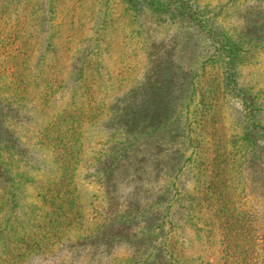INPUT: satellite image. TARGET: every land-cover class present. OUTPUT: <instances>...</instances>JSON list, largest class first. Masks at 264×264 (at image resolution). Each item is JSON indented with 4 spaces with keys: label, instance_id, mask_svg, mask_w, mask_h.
Segmentation results:
<instances>
[{
    "label": "rangeland",
    "instance_id": "374dc122",
    "mask_svg": "<svg viewBox=\"0 0 264 264\" xmlns=\"http://www.w3.org/2000/svg\"><path fill=\"white\" fill-rule=\"evenodd\" d=\"M0 264H264V0H0Z\"/></svg>",
    "mask_w": 264,
    "mask_h": 264
},
{
    "label": "trees",
    "instance_id": "16d2710c",
    "mask_svg": "<svg viewBox=\"0 0 264 264\" xmlns=\"http://www.w3.org/2000/svg\"><path fill=\"white\" fill-rule=\"evenodd\" d=\"M147 93V92H146Z\"/></svg>",
    "mask_w": 264,
    "mask_h": 264
}]
</instances>
